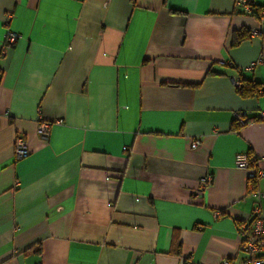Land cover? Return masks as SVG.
<instances>
[{"label":"crops","instance_id":"crops-1","mask_svg":"<svg viewBox=\"0 0 264 264\" xmlns=\"http://www.w3.org/2000/svg\"><path fill=\"white\" fill-rule=\"evenodd\" d=\"M257 26L234 0H0V264H243L264 177L234 156L264 171V24L232 40Z\"/></svg>","mask_w":264,"mask_h":264},{"label":"built area","instance_id":"built-area-1","mask_svg":"<svg viewBox=\"0 0 264 264\" xmlns=\"http://www.w3.org/2000/svg\"><path fill=\"white\" fill-rule=\"evenodd\" d=\"M234 5L237 8L243 9V11L250 15L251 8H256L254 0H234ZM260 16L256 18L258 20V26L249 29V36H255L262 33V26L264 24V8L259 11ZM10 17V15H8ZM19 34L7 31L3 35V47L2 53H5L9 47L18 39ZM236 87L240 86L238 80H234ZM241 117V116H240ZM237 117L240 124L247 122L243 117ZM56 123H61L59 119ZM51 122L40 120L36 125V133L41 138H47L50 132ZM200 144L199 139H193L190 146L192 148L197 147ZM13 153L16 159H22L28 155V146L26 140L21 136H16L13 143ZM234 165L238 169L247 170L248 178L264 177V171L253 167L255 165V158L249 156L245 152L236 153L234 156ZM212 176L210 174L204 175L200 180L199 190H204L210 186ZM252 196L256 201L264 197V194L258 190L251 191ZM237 235L239 237L238 250L243 255V264H264V217L261 215V209L259 205H256L251 212L250 217L241 222L237 229ZM220 264H229V261L224 259Z\"/></svg>","mask_w":264,"mask_h":264},{"label":"trees","instance_id":"trees-1","mask_svg":"<svg viewBox=\"0 0 264 264\" xmlns=\"http://www.w3.org/2000/svg\"><path fill=\"white\" fill-rule=\"evenodd\" d=\"M256 8H251V12L250 15L254 16L255 18H258L260 16L259 11L260 9L264 8V6H260L258 4H256ZM247 38H249V31H237L233 34V40H232V46L239 44L240 42L246 40ZM240 86L238 87V91L242 96H257L259 94V90L261 89L262 85L259 83H249L248 81L245 83L242 80L239 81ZM247 121H250L248 119H246ZM254 120H258L257 118L252 119V121ZM234 126L236 129H238L239 127L242 126L238 125L236 122H233ZM249 155V154H248ZM248 180L252 181L253 178H248ZM253 188L255 189V184L253 183ZM178 248L176 250V254L180 253V244H177ZM39 252L40 251V247L36 244L34 246L28 247L27 249L24 250V252Z\"/></svg>","mask_w":264,"mask_h":264}]
</instances>
